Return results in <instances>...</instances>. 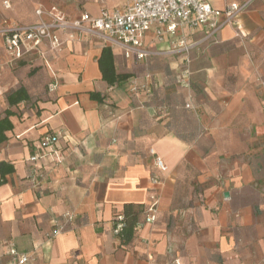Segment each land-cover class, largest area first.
<instances>
[{
  "label": "crops",
  "instance_id": "crops-1",
  "mask_svg": "<svg viewBox=\"0 0 264 264\" xmlns=\"http://www.w3.org/2000/svg\"><path fill=\"white\" fill-rule=\"evenodd\" d=\"M245 2L239 29H180L188 55L152 32L148 47L163 51L148 63L112 50L130 75L115 85L102 78L97 41L42 43L15 59L0 35V118L13 112L0 162L15 169L0 184V264L9 245L32 254L29 264H264V0H210L216 10ZM124 3L0 0V27L35 24L40 5L78 18ZM22 87L29 100L10 106ZM47 133L59 135L55 149L31 162ZM155 194L156 223L125 243L114 232L124 206L147 208ZM65 213L73 221L49 236Z\"/></svg>",
  "mask_w": 264,
  "mask_h": 264
},
{
  "label": "built area",
  "instance_id": "built-area-1",
  "mask_svg": "<svg viewBox=\"0 0 264 264\" xmlns=\"http://www.w3.org/2000/svg\"><path fill=\"white\" fill-rule=\"evenodd\" d=\"M6 8H10L9 1H5ZM249 2L232 3L224 10H216L210 0H125L124 6L114 10H102L100 16H93L83 12L80 17L67 15L58 6L46 8L40 5L36 11L38 21L31 25H21L17 22L0 27V35L5 37L8 49L15 59L25 53L37 50L42 43H46L50 51H59L67 42L93 40L99 42L103 48L120 49L126 60L148 63L149 60L163 50H152L146 43L148 33H153L159 43L171 41L169 52H183L188 55L193 44H189L178 32L184 27L194 30L202 26H209L208 38L214 36L224 26H234L239 29L238 19L247 10ZM47 18V19H46ZM241 33V32H239ZM189 64V58L186 57ZM186 74L189 69L186 68ZM188 86V83H186ZM57 84H50L49 91L53 92ZM136 91V87L132 89ZM264 107V105H263ZM59 141L55 133L45 134L30 157L36 163L44 151L52 152ZM154 155V151L151 150ZM155 166L159 172H165L167 166L160 157L155 158ZM35 183L37 182L34 178ZM155 176L153 182L159 183ZM160 196L152 195L146 208L145 219L137 225V229L144 225L155 224L158 219ZM74 215L65 213L53 219V231L49 236H57L66 230L67 224L73 221ZM125 227L122 217L115 223L114 232L121 234ZM7 253L9 264H29L33 260L30 253L20 252L14 245H9ZM179 264V262H176Z\"/></svg>",
  "mask_w": 264,
  "mask_h": 264
},
{
  "label": "trees",
  "instance_id": "trees-1",
  "mask_svg": "<svg viewBox=\"0 0 264 264\" xmlns=\"http://www.w3.org/2000/svg\"><path fill=\"white\" fill-rule=\"evenodd\" d=\"M99 68L102 73L103 80L108 85H115L125 82L130 75L118 73L115 67L114 54L111 48L104 47L99 58ZM29 100V95L25 88H19L8 96V103L10 106L19 104L22 101ZM13 112L10 110L5 111V116L0 118V143L7 140V132L13 129V122L11 116ZM14 166L8 162H0V184L5 181V177L8 174L14 172ZM146 208H139L135 204L129 203L124 206V214L122 221L125 223V227L121 233V237L125 243L130 242L137 229V224L145 219Z\"/></svg>",
  "mask_w": 264,
  "mask_h": 264
},
{
  "label": "rangeland",
  "instance_id": "rangeland-1",
  "mask_svg": "<svg viewBox=\"0 0 264 264\" xmlns=\"http://www.w3.org/2000/svg\"><path fill=\"white\" fill-rule=\"evenodd\" d=\"M60 1V0H59Z\"/></svg>",
  "mask_w": 264,
  "mask_h": 264
}]
</instances>
